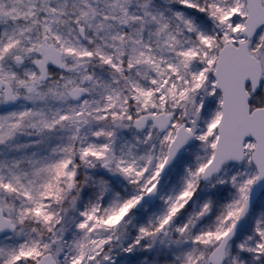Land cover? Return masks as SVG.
I'll return each instance as SVG.
<instances>
[{
  "label": "snow or ice",
  "instance_id": "6c2138e0",
  "mask_svg": "<svg viewBox=\"0 0 264 264\" xmlns=\"http://www.w3.org/2000/svg\"><path fill=\"white\" fill-rule=\"evenodd\" d=\"M0 264H264V0H0Z\"/></svg>",
  "mask_w": 264,
  "mask_h": 264
}]
</instances>
